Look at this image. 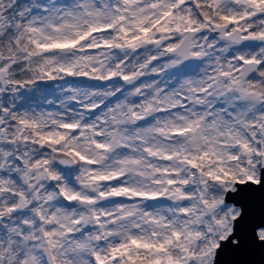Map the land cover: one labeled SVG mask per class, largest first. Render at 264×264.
I'll use <instances>...</instances> for the list:
<instances>
[{
    "label": "snow or ice",
    "instance_id": "snow-or-ice-1",
    "mask_svg": "<svg viewBox=\"0 0 264 264\" xmlns=\"http://www.w3.org/2000/svg\"><path fill=\"white\" fill-rule=\"evenodd\" d=\"M0 264H264V0H0Z\"/></svg>",
    "mask_w": 264,
    "mask_h": 264
}]
</instances>
